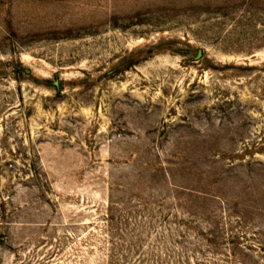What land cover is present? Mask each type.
Segmentation results:
<instances>
[{"label":"rangeland","instance_id":"obj_1","mask_svg":"<svg viewBox=\"0 0 264 264\" xmlns=\"http://www.w3.org/2000/svg\"><path fill=\"white\" fill-rule=\"evenodd\" d=\"M0 264H264V0H0Z\"/></svg>","mask_w":264,"mask_h":264}]
</instances>
